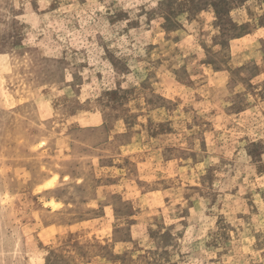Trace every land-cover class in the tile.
<instances>
[{
    "label": "rangeland",
    "instance_id": "1",
    "mask_svg": "<svg viewBox=\"0 0 264 264\" xmlns=\"http://www.w3.org/2000/svg\"><path fill=\"white\" fill-rule=\"evenodd\" d=\"M0 264H264V0H0Z\"/></svg>",
    "mask_w": 264,
    "mask_h": 264
}]
</instances>
